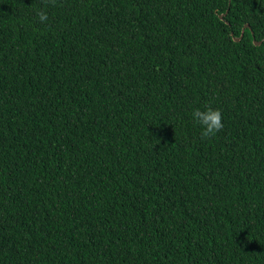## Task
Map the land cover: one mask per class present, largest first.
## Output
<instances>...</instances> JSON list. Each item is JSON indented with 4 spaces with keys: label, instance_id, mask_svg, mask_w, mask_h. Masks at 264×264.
<instances>
[{
    "label": "trees",
    "instance_id": "obj_1",
    "mask_svg": "<svg viewBox=\"0 0 264 264\" xmlns=\"http://www.w3.org/2000/svg\"><path fill=\"white\" fill-rule=\"evenodd\" d=\"M0 264H264V0H0Z\"/></svg>",
    "mask_w": 264,
    "mask_h": 264
},
{
    "label": "clouds",
    "instance_id": "obj_2",
    "mask_svg": "<svg viewBox=\"0 0 264 264\" xmlns=\"http://www.w3.org/2000/svg\"><path fill=\"white\" fill-rule=\"evenodd\" d=\"M51 3L55 4V0H50ZM37 17L41 23L47 21L48 16L45 10L41 9L37 12ZM193 119L202 126L201 136L203 138H208L213 136L222 127V114L219 109H213L211 107L205 108L201 111L200 109H195L192 112Z\"/></svg>",
    "mask_w": 264,
    "mask_h": 264
},
{
    "label": "water",
    "instance_id": "obj_3",
    "mask_svg": "<svg viewBox=\"0 0 264 264\" xmlns=\"http://www.w3.org/2000/svg\"><path fill=\"white\" fill-rule=\"evenodd\" d=\"M220 17H222V15H220ZM248 26V24H245L244 25V27H247ZM242 33H243V29H242V32H241V35L240 36H242ZM240 39V37H235V40H239ZM260 43V41H255V44H259Z\"/></svg>",
    "mask_w": 264,
    "mask_h": 264
}]
</instances>
